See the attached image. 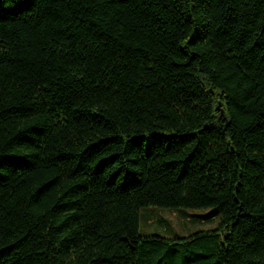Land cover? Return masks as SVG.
Segmentation results:
<instances>
[{
  "label": "trees",
  "instance_id": "1",
  "mask_svg": "<svg viewBox=\"0 0 264 264\" xmlns=\"http://www.w3.org/2000/svg\"><path fill=\"white\" fill-rule=\"evenodd\" d=\"M0 264H264V0H0Z\"/></svg>",
  "mask_w": 264,
  "mask_h": 264
},
{
  "label": "rangeland",
  "instance_id": "2",
  "mask_svg": "<svg viewBox=\"0 0 264 264\" xmlns=\"http://www.w3.org/2000/svg\"><path fill=\"white\" fill-rule=\"evenodd\" d=\"M207 211V208L143 206L139 209L138 230L141 234L157 233L165 237L186 235L217 225V218L201 219L200 215Z\"/></svg>",
  "mask_w": 264,
  "mask_h": 264
}]
</instances>
